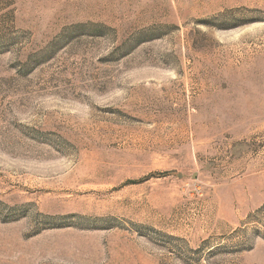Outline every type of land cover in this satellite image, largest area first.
<instances>
[{
	"label": "rangeland",
	"instance_id": "374dc122",
	"mask_svg": "<svg viewBox=\"0 0 264 264\" xmlns=\"http://www.w3.org/2000/svg\"><path fill=\"white\" fill-rule=\"evenodd\" d=\"M0 264H264V0H0Z\"/></svg>",
	"mask_w": 264,
	"mask_h": 264
}]
</instances>
